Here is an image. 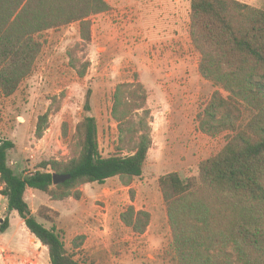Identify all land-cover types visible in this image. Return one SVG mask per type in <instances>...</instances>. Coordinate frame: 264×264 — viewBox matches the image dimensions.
I'll list each match as a JSON object with an SVG mask.
<instances>
[{"label":"rangeland","instance_id":"rangeland-1","mask_svg":"<svg viewBox=\"0 0 264 264\" xmlns=\"http://www.w3.org/2000/svg\"><path fill=\"white\" fill-rule=\"evenodd\" d=\"M106 1L111 8L92 18L90 41L82 38L78 23L37 36L43 47L32 74L12 96L0 91V136L16 145L9 165L26 173L79 156L76 128L87 114L89 92L105 156L119 148L128 152L133 128L145 118L152 146L142 177L79 185L62 199L28 191L26 200L41 223L57 229L69 252L75 241L82 244L76 258L86 264H177L158 179L172 172L196 176L200 163L226 145L228 132L211 136L200 122L214 92L228 94L199 73L188 32L190 0ZM239 1L264 8V0ZM138 84L147 96V114L140 111L121 130L113 115L114 94L122 86L128 103ZM235 106L233 120L246 124L251 110L241 102ZM127 107L122 114L129 113ZM224 114L220 110L218 116ZM130 206L150 213L145 233L123 221ZM0 214L9 218L13 233L26 228L8 211L5 198Z\"/></svg>","mask_w":264,"mask_h":264},{"label":"trees","instance_id":"trees-1","mask_svg":"<svg viewBox=\"0 0 264 264\" xmlns=\"http://www.w3.org/2000/svg\"><path fill=\"white\" fill-rule=\"evenodd\" d=\"M110 8L106 0H0L1 93L12 96L32 74L43 47L38 35L78 23L82 38L90 41L92 18ZM188 32L200 75L228 94L214 92L200 126L211 136L228 135L226 145L200 163L196 176L172 172L158 179L175 258L177 264H264V8L239 0H190ZM121 89L114 94L113 115L123 130L140 111L147 114V96L138 84L126 103ZM90 99L89 92L87 114L76 128L80 154L65 163L46 162L36 171L17 173L8 162L16 145L0 136V194L8 211L16 212L47 247L51 264H86L76 258L82 244L75 241L69 252L57 229L33 214L27 190L62 199L79 185L142 177L152 146L150 126L141 118L133 128L132 148L105 156ZM240 102L252 112L244 125L233 120ZM124 106L129 113L122 114ZM220 110L223 116H218ZM54 173L71 179L55 186ZM122 219L141 234L151 217L130 206ZM9 223L6 217L0 231Z\"/></svg>","mask_w":264,"mask_h":264},{"label":"crops","instance_id":"crops-1","mask_svg":"<svg viewBox=\"0 0 264 264\" xmlns=\"http://www.w3.org/2000/svg\"><path fill=\"white\" fill-rule=\"evenodd\" d=\"M28 191L37 192L32 189ZM0 198L5 197L0 194ZM5 218L6 216L0 214V224ZM20 228L18 233H13L10 222L6 231H0V264H51L50 257L46 255L47 247L43 246L27 227L24 229L20 225Z\"/></svg>","mask_w":264,"mask_h":264},{"label":"water","instance_id":"water-1","mask_svg":"<svg viewBox=\"0 0 264 264\" xmlns=\"http://www.w3.org/2000/svg\"><path fill=\"white\" fill-rule=\"evenodd\" d=\"M71 179V175L66 174H53V184L55 186L65 183L67 180Z\"/></svg>","mask_w":264,"mask_h":264}]
</instances>
